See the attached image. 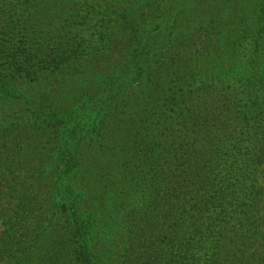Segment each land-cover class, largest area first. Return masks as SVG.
Segmentation results:
<instances>
[{
  "label": "trees",
  "instance_id": "obj_1",
  "mask_svg": "<svg viewBox=\"0 0 264 264\" xmlns=\"http://www.w3.org/2000/svg\"><path fill=\"white\" fill-rule=\"evenodd\" d=\"M199 1L204 0L175 3L195 6ZM250 3L264 6V0H228L226 7L217 6V19L228 11L232 20L244 22ZM90 8L94 16L103 9ZM262 12L256 54L264 41ZM103 16L89 38L100 52L110 53L115 44V19L132 30L133 38L138 36V12L104 11ZM217 19L212 27L199 28V40H206L172 48L162 41L152 45L147 57H128L113 73L106 74L103 65L87 67L86 77L73 76L69 59L79 58L72 56L88 41L74 39L68 45L70 57L37 80L49 89L34 102L56 119L69 117L51 156L54 163H63V170L55 178L48 212L33 228L24 227L33 245L19 244L20 257L7 264L32 258L46 242L40 264H107L97 246L116 236L126 219L135 225L125 231V264H198L197 252L212 249L216 238L223 247L230 231L240 241L239 251L246 252L247 239L259 231L254 227L262 192L257 173L264 165V72H254L258 61L244 60L251 25L236 22L226 33ZM178 23L172 22L174 28ZM215 38L224 42H212ZM195 47L202 55L198 62L215 63L192 64L189 54ZM83 78L97 90L81 89L86 93L74 109L63 108L60 102L71 98V83ZM193 83L202 92L198 98L177 88ZM142 87L147 88L144 97L139 96ZM214 87L230 92L220 95ZM7 94L26 100L19 91ZM125 97L128 104L120 107ZM86 143L93 146L89 159ZM31 194L25 190L23 198ZM232 221L237 223L226 226ZM204 264L225 263L213 258Z\"/></svg>",
  "mask_w": 264,
  "mask_h": 264
},
{
  "label": "rangeland",
  "instance_id": "obj_2",
  "mask_svg": "<svg viewBox=\"0 0 264 264\" xmlns=\"http://www.w3.org/2000/svg\"><path fill=\"white\" fill-rule=\"evenodd\" d=\"M176 1L0 0V90L6 91L0 92L3 95H0V264H7L13 256L20 257L19 248H15L19 247V244L24 247L33 245V238L25 236L24 227L33 228L44 213L48 212L53 201L55 178L63 170V163H54L51 156L56 154L59 128L69 125V117L65 120L56 119L50 110L34 102L49 89L46 84H42V80L39 84L40 77L42 79L48 77L49 71L53 70L50 68L51 65L61 66L62 58L70 57L69 54L67 55L68 45H73L74 39L88 41L73 54L75 56H72L79 58L69 59L72 63L70 67L73 76L80 77H86L84 71L87 67L101 65L107 71L106 74L113 73L128 57H147L146 53L154 49L152 45L157 46L162 41L166 42L165 45L171 44V48L180 42L187 44L200 42L205 38L199 40L201 33L199 28L203 25L212 27L214 25L212 21L218 17L217 6L226 7L228 2V0H204L199 1L195 6L187 4V6H180L175 3ZM90 5H101L103 9L96 12L94 16ZM158 6L161 7V11L157 10ZM106 8L109 9L106 10ZM127 9L139 14L138 36L133 38L132 30L122 27L120 21L115 19V22L111 24L115 32V44L110 53L100 52L97 45L89 38L92 33L100 29L104 11L122 12ZM262 11L264 6L259 3H250L244 22L238 23L232 20L228 11H225L221 19H217V23L220 22V28L226 33L227 29L236 22L240 25L246 22L251 25L252 35L248 38L243 55H245V63L258 61L254 72H264V68L261 69L264 65V41L261 43L259 54L254 52L255 42L259 39L257 35L262 26L260 20ZM176 19L179 23L174 28L172 22ZM64 34H69V37L64 39ZM167 36L170 38L165 39ZM212 42L218 44L224 40L215 38ZM195 49L196 47L190 52L192 54H189L192 64L203 68L215 63L214 60L198 62L196 57H202V55L195 53ZM198 86L197 83H193L190 87L183 85L177 88L183 94L187 93L188 97L198 98L202 93L198 90L200 89ZM56 88L59 89V87ZM71 88V98L62 99L60 102L61 106L67 110L74 109V105L83 99L86 90L81 89H91L94 92L97 90V85L83 78L81 82L74 80ZM212 90H216V93L220 95L230 92V89L227 90L225 87H214ZM10 91L11 93L19 91L26 100H13L12 97L7 96ZM146 91V87L140 88L139 96L144 97ZM125 99L126 97L119 102L120 107L128 104ZM30 100L33 102L31 103ZM92 151L93 146L86 143L84 145L86 159L90 158ZM257 178L262 192L256 209L258 219L254 228L258 227L259 231L256 232L255 237L247 239L246 252H240V248H237L240 241L235 233L230 231L223 247H221L220 239L216 238L212 249L197 252V257L201 260L198 264H204L213 258L225 264H262L264 165H261ZM25 190L32 193L25 197L28 206L26 204L22 206ZM236 223L237 221H232L226 226H233ZM131 225L135 223L126 219L116 236H110L107 239L108 243L103 241L97 246L99 252L106 253L107 264H125L128 247L125 231ZM7 229L9 231L6 232ZM47 248L48 242L41 245L32 258L18 260L17 263L40 264V256Z\"/></svg>",
  "mask_w": 264,
  "mask_h": 264
}]
</instances>
